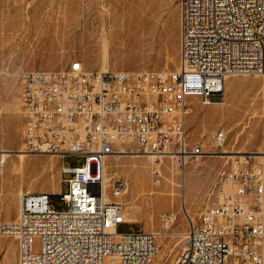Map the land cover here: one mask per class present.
<instances>
[{
	"label": "built area",
	"instance_id": "1",
	"mask_svg": "<svg viewBox=\"0 0 264 264\" xmlns=\"http://www.w3.org/2000/svg\"><path fill=\"white\" fill-rule=\"evenodd\" d=\"M180 66L175 71L87 70L75 60L62 71L26 72L22 91L23 143L28 153L57 155L68 184L59 194L24 193L12 223L0 236L18 242V264H152L159 246L154 234L130 231L128 181L115 176L106 192V166L118 142L135 143L155 157L203 156L192 142L188 118L193 102L216 104L227 78L264 75V0H179ZM218 147L224 131L213 135ZM170 148L168 152L167 149ZM83 158L80 166L64 161ZM8 153L0 150V171ZM159 159L156 158V161ZM70 175L69 179H65ZM197 221L188 219L187 257L172 264H264V157L237 154ZM232 184L234 192L224 185ZM110 197L112 200H107ZM117 200V201H113ZM165 222L171 216L164 215Z\"/></svg>",
	"mask_w": 264,
	"mask_h": 264
},
{
	"label": "rangeland",
	"instance_id": "2",
	"mask_svg": "<svg viewBox=\"0 0 264 264\" xmlns=\"http://www.w3.org/2000/svg\"><path fill=\"white\" fill-rule=\"evenodd\" d=\"M180 18L179 0H0V150L13 154L0 174V222L16 219L20 195L27 192L53 193L50 202L56 211L69 209L58 196L61 188L62 193L68 190L61 175V158L28 153L24 146V74L65 70L75 60L87 69H101L104 41H113L114 31L126 48L113 41L107 64L110 69L175 71L180 66ZM230 81L236 88H231ZM225 91L223 103L227 107L193 102L188 133L192 142L203 145V158L189 161L185 168L176 158H166L160 164V160L154 163L141 154L134 158L121 155L118 160L114 156L108 161L109 176L118 169V176L128 181L129 193L122 201L127 208L133 204L128 211L132 220H139L119 225L118 232L145 230L158 234L160 248L152 264L174 262L184 243L188 216L197 221L214 190L224 183V172L231 163L227 156L264 151V121L250 143V134L244 136L251 129L245 124L252 122L251 114L264 100V76H231ZM220 99L212 97V101ZM219 131L227 133L229 154L223 155L213 144L212 136ZM119 149L141 151L135 143ZM20 150L28 154L23 161L14 155ZM64 161L77 167L83 158L69 155ZM70 177L66 175L65 179ZM173 190L177 194L174 199L168 196ZM164 215L176 216V220L165 223ZM0 264H18L15 239L0 236Z\"/></svg>",
	"mask_w": 264,
	"mask_h": 264
},
{
	"label": "bare ground",
	"instance_id": "3",
	"mask_svg": "<svg viewBox=\"0 0 264 264\" xmlns=\"http://www.w3.org/2000/svg\"><path fill=\"white\" fill-rule=\"evenodd\" d=\"M111 37H113L112 38V40L115 42V40H118V38H120L119 37V34H117L116 35V31H114V32H112V34H111ZM113 41H111L109 38H106L105 39V41H104V56H103V59H102V61H103V67H102V69H100V70H105V69H110L109 67H107V64L109 63V58H110V52L113 50ZM118 43L120 44V46L122 47V48H126V44H124V42L123 41H119L118 40ZM83 64V63H82ZM83 66H84V64H83ZM85 67V66H84ZM264 76V75H263ZM229 78V77H228ZM262 88H263V86H262ZM263 98H264V94H263ZM247 101V100H246ZM214 105H218V104H214ZM257 107H258V109L257 110H255L252 114H251V116H253V120L255 119V120H257L256 121V123L252 120V122L251 123H246L245 125H250V130L249 131H246V133H245V135L244 136H247V135H249L250 134V139H249V143L252 141V139L255 137V135H256V133H257V131H258V128H259V126L261 125V122H263L264 121V100L262 101V102H259V104L257 105ZM193 109V108H192ZM240 111L242 112V109H240ZM247 117V116H246ZM243 123H241L240 122V124L239 125H242ZM247 127V126H246ZM226 133V132H225ZM227 134V133H226ZM252 134V135H251ZM214 135V134H213ZM212 139H213V136H212ZM127 144H130L129 142H118L117 143V146H116V152H115V154H113V156H111V157H114V156H116L117 157V160H118V157H120L121 155H131L133 158L135 157V156H137V155H139V154H141V155H144V156H148V157H150V158H152L153 159V162L154 163H158L157 161H156V158H158L159 160H160V164H162L163 163V160L164 159H166V158H176L177 160H179V156H177V155H175V154H163V155H160L159 157H155V156H153V155H151V154H148V152H142V151H139V150H137L136 152H130V153H127L125 150H123V149H119V146H123V145H127ZM213 144H214V146L215 147H218L217 145H215V143L213 142ZM227 144V143H226ZM226 144H224V145H222L219 149H220V152L223 154V155H225V154H229V150H227V148H226ZM2 151H5V152H7L8 153V159H9V157H11L13 154L11 153V152H9V151H6V150H2ZM167 151L169 152L170 151V148H168L167 149ZM28 152V151H27ZM206 153V152H205ZM245 153H250V152H237V153H235V154H245ZM256 154H259V157H264V151H257L256 152ZM15 156H17L18 157V159L20 160V161H23L27 156H28V154L24 151V150H20V151H18L16 154H14ZM110 157V158H111ZM204 156H194V157H191V156H189V157H184L183 158V161L185 162L183 165V167L185 168L186 167V165L189 163V161H191V160H199V159H201V158H203ZM109 158V159H110ZM227 158H233V157H229V156H227ZM8 161V160H7ZM7 163V162H6ZM6 166V165H5ZM5 166H4V168H5ZM180 167V166H179ZM4 168L0 171V174L1 175H3V171H4ZM118 174H119V170L117 169L114 173H113V175H111V176H109V173H108V163H107V166H106V180H105V188H106V192L108 193V190L111 188V186H112V184H113V179L115 178V176H118ZM183 174V173H182ZM182 184V183H181ZM180 187H182V186H180ZM224 187H225V189L228 191V192H234V190H235V188H234V186L232 185V184H225L224 185ZM172 189V188H171ZM27 193H30V192H27ZM21 194V193H20ZM24 194V193H23ZM51 194H53V193H51ZM58 194H60V193H58ZM22 195V194H21ZM21 195H20V197H21ZM168 196H171L173 199L177 196V194H176V192H175V190H173V191H171L170 192V194H168ZM107 200H112L110 197H108L107 196V198H106ZM118 201H120V202H123L122 201V198L121 199H118ZM124 203V202H123ZM125 204V203H124ZM126 205V204H125ZM135 206H138V205H135ZM133 207V204H131L130 206H129V208H132ZM129 208H127V205H126V209H127V213H128V209ZM19 210H20V208H19ZM133 210V209H132ZM138 211V210H137ZM140 212V211H139ZM188 212V211H187ZM19 213V212H18ZM138 213V212H137ZM133 215V214H132ZM189 217L190 216H188V219H189ZM191 218V217H190ZM126 219H127V214H126ZM176 220V216H171V219L169 220V222H165V220L163 219V221L165 222V223H173L174 221ZM15 221V220H14ZM13 221V222H14ZM192 221H194V220H192ZM6 223H12V222H6ZM155 235V237L157 238V235L156 234H154ZM183 235V234H182ZM185 235V237H184V240H187V233H185L184 234ZM158 243V242H157ZM160 248V247H159ZM158 253H159V251H158ZM158 255V254H157ZM180 257H187V248H185V241H184V243L182 244V246H181V249H180Z\"/></svg>",
	"mask_w": 264,
	"mask_h": 264
},
{
	"label": "crops",
	"instance_id": "4",
	"mask_svg": "<svg viewBox=\"0 0 264 264\" xmlns=\"http://www.w3.org/2000/svg\"><path fill=\"white\" fill-rule=\"evenodd\" d=\"M70 66V64L68 65V67ZM67 67V68H68ZM66 68V69H67ZM87 69V68H86ZM97 69H99V68H96V70H91V69H87V70H89V71H97ZM102 69V68H101ZM100 70V69H99ZM62 71V70H61ZM227 83V82H226ZM229 85L231 86V88L233 89L234 87L236 88V83L235 82H229ZM219 97L221 98L220 100H218V101H215L216 102V104H222L223 106H225V107H227V104H225V103H223V102H225V100H226V97H227V93H226V91H225V94L223 95V96H220L219 95ZM248 152V151H247ZM61 191H62V188H61ZM127 222H132V221H134V222H139V220H132V218H131V214H130V212L128 211V213H127Z\"/></svg>",
	"mask_w": 264,
	"mask_h": 264
},
{
	"label": "water",
	"instance_id": "5",
	"mask_svg": "<svg viewBox=\"0 0 264 264\" xmlns=\"http://www.w3.org/2000/svg\"><path fill=\"white\" fill-rule=\"evenodd\" d=\"M53 196V195H52ZM58 196H60V195H58Z\"/></svg>",
	"mask_w": 264,
	"mask_h": 264
}]
</instances>
